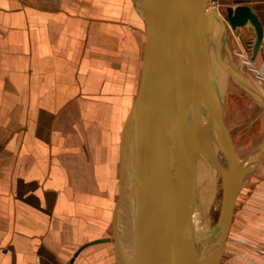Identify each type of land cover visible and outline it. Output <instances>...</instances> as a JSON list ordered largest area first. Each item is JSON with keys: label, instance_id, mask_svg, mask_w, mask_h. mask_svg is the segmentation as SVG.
Instances as JSON below:
<instances>
[{"label": "crops", "instance_id": "obj_1", "mask_svg": "<svg viewBox=\"0 0 264 264\" xmlns=\"http://www.w3.org/2000/svg\"><path fill=\"white\" fill-rule=\"evenodd\" d=\"M238 5L264 30V0ZM146 49L129 0H0V264H116L121 138ZM254 62L264 74L261 48Z\"/></svg>", "mask_w": 264, "mask_h": 264}, {"label": "water", "instance_id": "obj_2", "mask_svg": "<svg viewBox=\"0 0 264 264\" xmlns=\"http://www.w3.org/2000/svg\"><path fill=\"white\" fill-rule=\"evenodd\" d=\"M137 1L146 29V72L121 138V199L125 192L126 164L128 195L120 238L117 233L114 235L118 261L120 264H216L232 222L237 195L264 153L263 136L256 149L246 157L257 153L243 180L241 159L223 124L229 80L259 96L263 102L264 94L233 64L227 25L235 31L252 30L250 39L240 33L252 61L260 48L264 55V30L256 12L248 5L227 7L223 15L215 9L208 10V0ZM193 32L206 36L207 80L203 85L202 104L195 107L175 138H171L166 131V119L178 78H183L185 84L190 82L188 76H179L178 71ZM190 88L194 90V86ZM193 133L202 136L203 146L210 138H219L229 167L218 230L199 243L193 241L191 232L194 223L190 194L194 171ZM163 144L167 148L171 172V195L161 187L159 150ZM118 205L119 202L115 219ZM100 241L103 239L94 242Z\"/></svg>", "mask_w": 264, "mask_h": 264}, {"label": "rangeland", "instance_id": "obj_3", "mask_svg": "<svg viewBox=\"0 0 264 264\" xmlns=\"http://www.w3.org/2000/svg\"><path fill=\"white\" fill-rule=\"evenodd\" d=\"M129 2L131 10L136 15L139 13L142 16L141 6L138 1L129 0ZM240 2L242 0H209V3H211L210 7H213L219 14L223 15H225L227 7H234V5H238ZM227 30L232 59L237 69L264 94V75L262 71L259 70V66H256L257 64L255 62H250V53L244 47L239 46L237 31L232 30L228 25ZM245 32L250 35L248 30H245ZM253 67L257 70H253ZM197 104L198 99H195L192 101L190 109L192 110ZM223 124L231 138L235 153L240 159L250 155L264 136V108L260 106L258 100L252 94L233 80H229L225 96ZM199 148L203 151L206 146L202 145L201 139L194 137L193 150ZM196 156L193 153L194 172L191 184L192 193L190 192L193 200L192 219L195 225L199 222L196 225L197 227H202L205 221L208 220H205V218L202 220L201 218L205 212H207L210 221L218 220L221 209V198L217 194L208 193L209 190L207 189L206 183L207 173L204 170L203 164L196 161ZM221 162L223 171L227 173L229 168L227 159L221 158ZM263 162L261 161L258 164V170H260ZM256 170L251 173L239 191L235 202L232 222L216 264H264V224L256 222L264 217V191L261 194L253 192L257 181H259L260 171ZM251 197L254 199V206L249 205ZM258 197L263 199L258 200ZM120 199V187L118 186L115 209L117 202L120 204L123 201V198L121 201ZM256 202L258 206L255 205ZM259 203L262 205L261 207ZM200 221H204L203 224ZM208 237L206 235L204 239ZM115 256L117 264V253H115Z\"/></svg>", "mask_w": 264, "mask_h": 264}, {"label": "bare ground", "instance_id": "obj_4", "mask_svg": "<svg viewBox=\"0 0 264 264\" xmlns=\"http://www.w3.org/2000/svg\"><path fill=\"white\" fill-rule=\"evenodd\" d=\"M210 4L211 3H209V0H208V8H207L208 10L213 9V7H210ZM144 28H145V25H144ZM145 33H146V29H145ZM205 37L193 32V35L191 36L192 39L189 40L187 49L182 55L180 65H179L178 75L182 76V74H184L188 76L190 79L189 80L190 82L188 84H185L181 80L183 78L181 79L178 78L177 80L175 90L173 93V99L171 101V105L169 107V113L166 119V131L171 138H175V136L177 135V133L183 126L185 120L194 111L195 107L198 104H200V102L202 104L201 100L203 97V94H202L203 85L205 84L207 80L206 79L207 73L205 71V63H206L205 62V48H204V45H205L204 38ZM249 58H250V55H249ZM250 61L254 62L251 59ZM233 64L235 65L234 61H233ZM237 71L239 70L237 69ZM239 73L243 76V74L240 71ZM190 86H194V90L193 89L191 90ZM197 95L198 97H196ZM252 95L258 100L260 106L264 108L263 100L255 94H252ZM195 99H198V104L194 108L192 107L193 109L191 110L190 105L192 101H194ZM194 137L202 139V136L193 133L191 135V145H192V152L197 155L195 158L196 161L203 164L204 170L207 173L206 183H207V189L209 190L208 193L217 194L219 195V198H221V204H220L221 209H220V216L218 220L210 221L208 218L209 216L207 215V212H205L204 214H202L201 218L202 220H204V218L205 220L208 219L207 220L208 222L205 221V223L203 224L204 221H200L203 224L202 227L196 226L199 222H197L196 225L195 223L193 224V228L191 229V232L193 234V241L199 243L200 241L204 240L206 235L211 236L213 232H215V230L217 231L219 224H220L222 210H223V201H224V193H225V186H226V174H227L222 169L221 158L227 159V157L225 156L224 151L221 147V141L219 140V138H216V137L210 138L207 142L206 148L203 151H201L200 148L193 150V138ZM256 154L257 153L255 152L251 157L244 158L243 161L241 162L243 180L247 178V172L250 169L252 163L254 162L256 158ZM159 160H160L161 167H162L161 187L163 188L165 192L171 195L172 194L171 172H170V169L167 163V148L165 147L164 144L161 146V149L159 150ZM190 192L192 193L191 190ZM187 232L189 233V230ZM203 254L204 252L201 253L200 257ZM117 264H120L118 261V254H117Z\"/></svg>", "mask_w": 264, "mask_h": 264}]
</instances>
